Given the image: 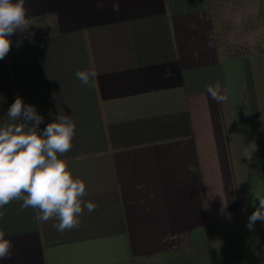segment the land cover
<instances>
[{
    "label": "crops",
    "instance_id": "0c3cea01",
    "mask_svg": "<svg viewBox=\"0 0 264 264\" xmlns=\"http://www.w3.org/2000/svg\"><path fill=\"white\" fill-rule=\"evenodd\" d=\"M26 6L15 33L57 31L11 41L0 60V126L10 123L17 96L43 117L41 132L70 116L73 147L60 158L97 207L61 233L56 221L38 223L36 210L20 212L22 201H12L0 221L12 258L0 264H143L218 225L247 223L264 195V48L230 53L225 41L240 38L226 14L253 12L251 0ZM251 25L241 39H250ZM77 70L95 72L93 86ZM216 81L226 97L220 103L206 92ZM220 194L230 221L220 214Z\"/></svg>",
    "mask_w": 264,
    "mask_h": 264
},
{
    "label": "clouds",
    "instance_id": "9594fccd",
    "mask_svg": "<svg viewBox=\"0 0 264 264\" xmlns=\"http://www.w3.org/2000/svg\"><path fill=\"white\" fill-rule=\"evenodd\" d=\"M29 12L26 0H0V60L10 51L12 36L22 30ZM77 79L89 87L95 72L77 70ZM209 97L217 103L226 97L221 94V84L206 86ZM10 123L0 126V221L6 215L5 206L12 201H22L20 212L36 210L35 220H50L58 232L70 231L80 226L85 209L93 212L97 205L86 201L85 182L74 177L63 157L72 147L75 122L68 115H58L41 132L43 117L34 105H25L17 96L7 111ZM221 196L220 214L229 221L228 203ZM258 206L248 217V231H255L257 222L264 224V195H257ZM245 210L242 208V211ZM12 241L0 229V261L12 258Z\"/></svg>",
    "mask_w": 264,
    "mask_h": 264
},
{
    "label": "rangeland",
    "instance_id": "374dc122",
    "mask_svg": "<svg viewBox=\"0 0 264 264\" xmlns=\"http://www.w3.org/2000/svg\"><path fill=\"white\" fill-rule=\"evenodd\" d=\"M251 3L255 6V12L252 10L255 14L237 8H231L226 14L232 15L235 24L239 23L238 26L232 21L230 24L240 35L239 39L225 41L230 53L249 46L264 48V0H251ZM236 12L239 14L235 15ZM249 23L255 26L251 25V37L241 39L243 35L248 36ZM245 225H218L213 231L205 232L190 247L147 259L143 264H264V224L258 221L255 231H248Z\"/></svg>",
    "mask_w": 264,
    "mask_h": 264
},
{
    "label": "trees",
    "instance_id": "16d2710c",
    "mask_svg": "<svg viewBox=\"0 0 264 264\" xmlns=\"http://www.w3.org/2000/svg\"><path fill=\"white\" fill-rule=\"evenodd\" d=\"M45 18L54 19V15L46 14ZM56 31H57L56 25H48V26L31 29L29 31H25L21 33H14L12 36L8 37V39L10 41H16V40H21V39H26V38H31V37L46 36V35L53 34Z\"/></svg>",
    "mask_w": 264,
    "mask_h": 264
}]
</instances>
